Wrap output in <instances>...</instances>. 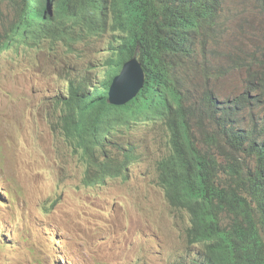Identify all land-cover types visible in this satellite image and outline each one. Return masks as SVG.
<instances>
[{
    "label": "rangeland",
    "instance_id": "374dc122",
    "mask_svg": "<svg viewBox=\"0 0 264 264\" xmlns=\"http://www.w3.org/2000/svg\"><path fill=\"white\" fill-rule=\"evenodd\" d=\"M229 1L230 32L264 20L254 0ZM7 12L8 0H0V28ZM247 39L264 40V32L251 30ZM108 47L100 43L99 60L107 58ZM59 62L49 51L32 62L12 50L0 57V188L17 197L0 202V264H175L190 251L189 217L170 205L158 183V162L169 152L165 129L144 124L113 137L130 141L141 158L88 183L89 168L46 119L58 90L67 87ZM23 71L47 81L16 74ZM245 89V73L236 71L220 81L218 92L229 98ZM118 153L111 148L113 159Z\"/></svg>",
    "mask_w": 264,
    "mask_h": 264
},
{
    "label": "clouds",
    "instance_id": "9594fccd",
    "mask_svg": "<svg viewBox=\"0 0 264 264\" xmlns=\"http://www.w3.org/2000/svg\"><path fill=\"white\" fill-rule=\"evenodd\" d=\"M18 1L8 0L9 12L3 13L0 28V57L3 53L12 50L23 62L36 60L39 53L43 51H49L56 58H60L59 65L61 72L66 74L67 87L64 91L58 90L53 109L46 119L47 123L60 132V136L68 146H70L69 141L58 126V122L60 116L64 114L69 116L75 109V104L70 99L83 100L89 106L93 117L102 103L106 102L111 107V117L117 123V127H130L122 133H116L114 137L127 135L135 126L160 124L167 134L169 152L173 135L183 139L191 138L197 152L192 164L185 172L187 176L194 175L198 165L201 164L213 169L231 170L242 176L264 178L263 166L247 154H242L241 165L233 164L227 159L224 151L232 153L231 143L235 141L227 134L226 127L229 123H224V116H221L238 111L243 120L242 125L247 128L242 140L264 145V86L259 67L237 65L240 60L238 49L254 51L263 47L264 43L257 45L248 42L244 48H240L233 43L229 31L204 34L202 26L207 14L205 8L201 17L202 26H191V30L185 32L191 39L188 52L175 53L170 48L169 54L158 60L150 49L148 52L141 46L140 39L136 35L123 57L114 56L113 44L116 43L117 38L113 37L114 19L110 8L101 15L95 14L92 17L76 15L74 23H62L56 18L57 0L56 2L42 0V3L29 8L27 17L32 20L25 21L17 13ZM96 1L98 0H88L82 6H89ZM99 2L103 6L105 0H99ZM224 2L226 14L230 1ZM47 4L50 6L47 7ZM192 18L191 14L189 20ZM260 21L264 22L263 19ZM161 25L166 28L163 24ZM251 30H254V26L248 24L234 31L247 39ZM106 41L109 43L107 49L109 54L102 61L96 57L95 53L100 43ZM65 55L73 56L74 60L67 61L64 58ZM134 59L144 70L142 87L136 94L123 90L119 97L112 96L113 86L124 75L127 64ZM68 62L73 65L72 70L66 73L63 66ZM236 71L245 73V91L234 97L222 98L218 92L220 81ZM16 74L34 81H47L33 72L23 71ZM197 74L199 83L195 84ZM122 100L124 102H121ZM253 118L258 119L257 123H253ZM208 132L217 134V137L208 136ZM116 143L126 145L130 141L115 142L111 137L106 150L116 148ZM130 147L134 149L132 143ZM73 152L80 157L83 154L81 149L77 152L73 149ZM118 156L124 157L119 153ZM81 159L83 160L82 157ZM111 165L114 168L117 164L111 163ZM126 168L128 167L123 169ZM10 191L0 188V202L1 200L5 202L3 199L8 198ZM8 200L15 201L10 198ZM170 205L177 209L171 203ZM180 211L188 215L187 227H189L191 222L188 211L183 208ZM3 231L0 230V236L4 235ZM252 246L255 260L258 264H264L263 230L257 231ZM189 249L193 253L196 252L194 247ZM185 256L186 254L180 256L178 261ZM66 257L67 262L71 263L72 259ZM204 260L206 264H215L209 259ZM71 264H75V261L73 260Z\"/></svg>",
    "mask_w": 264,
    "mask_h": 264
},
{
    "label": "trees",
    "instance_id": "16d2710c",
    "mask_svg": "<svg viewBox=\"0 0 264 264\" xmlns=\"http://www.w3.org/2000/svg\"><path fill=\"white\" fill-rule=\"evenodd\" d=\"M88 0H57L56 18L62 23H74L76 15L92 17L104 14L109 8L113 15L114 56L123 57L129 50L135 36L141 46L160 60L175 52H188L190 37L185 34L191 26H202L203 9L207 14L202 26L206 35L229 31L230 18L225 14V0H99L89 6H82ZM264 14V0H254ZM42 3V0H19L17 13L25 21L28 10ZM230 9V8H228ZM227 9V10H228ZM192 14V20H189ZM183 15V16H181ZM44 16V15H38ZM163 24L166 28H164ZM254 30L264 32V22L253 23ZM235 46L244 48L248 42L261 44L264 41L245 39L237 31L230 32ZM237 65L259 67L264 86V46L254 51L238 49ZM75 109L68 116H60L58 126L75 152L83 150L82 161L89 168L86 174L88 183L96 182L108 169L129 167L141 158L138 150L126 145L115 144L119 150L118 160L113 159L111 150H106L111 137L122 133L129 126H119L112 119L111 107L103 102L93 117L89 106L81 99H70ZM223 117L227 134L235 141L232 153L224 151L233 164H242V154L255 159L264 168V145L242 140L247 130L242 125L238 111ZM253 123L258 119L253 118ZM223 123V122H221ZM217 137V134H209ZM196 148L191 138L183 139L175 135L171 138V151L158 162V183L164 188L169 202L178 210L188 211L190 226L186 229L189 251L177 264H206L209 259L215 264H258L253 253V239L258 230L264 231V178L242 176L234 171L218 170L198 165L194 175L185 172L192 164ZM95 168L94 171L92 169ZM93 173H92V172ZM185 174V175H184ZM11 200L17 197L8 193ZM58 263V262H57ZM60 264V263H58Z\"/></svg>",
    "mask_w": 264,
    "mask_h": 264
},
{
    "label": "water",
    "instance_id": "95a60500",
    "mask_svg": "<svg viewBox=\"0 0 264 264\" xmlns=\"http://www.w3.org/2000/svg\"><path fill=\"white\" fill-rule=\"evenodd\" d=\"M144 83V70L142 69L140 63L134 59L129 62L126 66L124 75L117 80L112 88V96L119 97L121 91L128 90L131 93L136 94ZM121 102H124L122 100ZM13 191V190H11ZM9 199L4 198L3 200L7 202Z\"/></svg>",
    "mask_w": 264,
    "mask_h": 264
},
{
    "label": "bare ground",
    "instance_id": "6f19581e",
    "mask_svg": "<svg viewBox=\"0 0 264 264\" xmlns=\"http://www.w3.org/2000/svg\"><path fill=\"white\" fill-rule=\"evenodd\" d=\"M55 2H56V0H55ZM49 6H50V5L47 4V7H49ZM3 34H4V32H3ZM94 170H95V168L92 169V171H94ZM92 171H91V172H92ZM92 173H93V172H92ZM95 183H96V182H94V183H92V184H95Z\"/></svg>",
    "mask_w": 264,
    "mask_h": 264
}]
</instances>
